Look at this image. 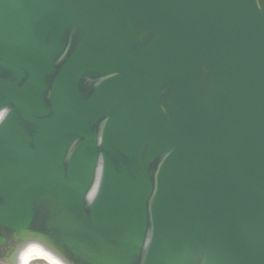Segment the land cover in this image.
<instances>
[{"label": "water", "instance_id": "obj_1", "mask_svg": "<svg viewBox=\"0 0 264 264\" xmlns=\"http://www.w3.org/2000/svg\"><path fill=\"white\" fill-rule=\"evenodd\" d=\"M0 231V264H264V0H0Z\"/></svg>", "mask_w": 264, "mask_h": 264}, {"label": "snow or ice", "instance_id": "obj_2", "mask_svg": "<svg viewBox=\"0 0 264 264\" xmlns=\"http://www.w3.org/2000/svg\"><path fill=\"white\" fill-rule=\"evenodd\" d=\"M4 246V233L3 231H0V249H2ZM31 249L38 250V253L42 255L44 258L56 262V264H64V261L60 259V256H63L65 253V249L58 245H53V251L48 252L44 249L38 248L37 245H32ZM25 251H29V249H26ZM56 253V254H54Z\"/></svg>", "mask_w": 264, "mask_h": 264}, {"label": "clouds", "instance_id": "obj_3", "mask_svg": "<svg viewBox=\"0 0 264 264\" xmlns=\"http://www.w3.org/2000/svg\"><path fill=\"white\" fill-rule=\"evenodd\" d=\"M31 246L32 245L27 246L19 253L18 264H44L45 261L47 264H56V262H52L40 255L38 250L31 249ZM26 249H29V251H25ZM38 256L42 257V259H37L36 257Z\"/></svg>", "mask_w": 264, "mask_h": 264}, {"label": "bare ground", "instance_id": "obj_4", "mask_svg": "<svg viewBox=\"0 0 264 264\" xmlns=\"http://www.w3.org/2000/svg\"><path fill=\"white\" fill-rule=\"evenodd\" d=\"M29 245H37L39 248H41V249H44L45 251H48L46 248H44L43 246H41V245H39V244H34V243H30V244H28V245H26L25 247H24V249L27 247V246H29ZM48 252H50V251H48ZM61 259V258H60ZM64 264H66L65 262H64Z\"/></svg>", "mask_w": 264, "mask_h": 264}, {"label": "rangeland", "instance_id": "obj_5", "mask_svg": "<svg viewBox=\"0 0 264 264\" xmlns=\"http://www.w3.org/2000/svg\"><path fill=\"white\" fill-rule=\"evenodd\" d=\"M36 258H37V259H42V257H39V256L36 257ZM44 264H47V262L45 261Z\"/></svg>", "mask_w": 264, "mask_h": 264}]
</instances>
